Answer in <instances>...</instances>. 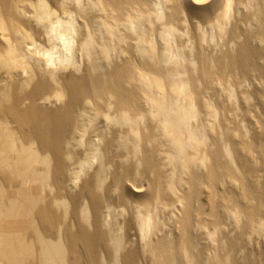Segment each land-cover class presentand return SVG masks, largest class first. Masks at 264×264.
I'll return each mask as SVG.
<instances>
[{"label": "bare ground", "instance_id": "1", "mask_svg": "<svg viewBox=\"0 0 264 264\" xmlns=\"http://www.w3.org/2000/svg\"><path fill=\"white\" fill-rule=\"evenodd\" d=\"M264 0H0V264H264Z\"/></svg>", "mask_w": 264, "mask_h": 264}, {"label": "rangeland", "instance_id": "2", "mask_svg": "<svg viewBox=\"0 0 264 264\" xmlns=\"http://www.w3.org/2000/svg\"><path fill=\"white\" fill-rule=\"evenodd\" d=\"M262 174L264 175V169H263V173Z\"/></svg>", "mask_w": 264, "mask_h": 264}]
</instances>
